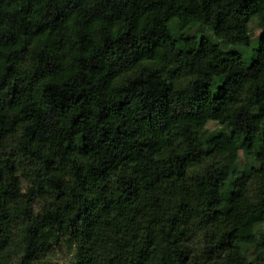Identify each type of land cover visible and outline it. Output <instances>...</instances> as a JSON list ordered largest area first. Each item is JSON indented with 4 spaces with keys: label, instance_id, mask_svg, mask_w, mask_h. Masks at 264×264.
<instances>
[{
    "label": "trees",
    "instance_id": "1",
    "mask_svg": "<svg viewBox=\"0 0 264 264\" xmlns=\"http://www.w3.org/2000/svg\"><path fill=\"white\" fill-rule=\"evenodd\" d=\"M5 238L8 264H264V0H0Z\"/></svg>",
    "mask_w": 264,
    "mask_h": 264
},
{
    "label": "clouds",
    "instance_id": "2",
    "mask_svg": "<svg viewBox=\"0 0 264 264\" xmlns=\"http://www.w3.org/2000/svg\"><path fill=\"white\" fill-rule=\"evenodd\" d=\"M26 187L21 188V192H26ZM40 208L36 207L34 209V214L38 216L40 214ZM5 247L3 250H0V264H8L7 257L9 253H15V245L9 243V240L5 238L4 240ZM62 255L63 258L60 259L59 264H72L73 257L75 255V245H73L72 250H69L67 247L63 249ZM27 258L31 261V264H45L46 257L41 256H28L26 251L21 250L19 255H13L12 261L13 264H18L21 259Z\"/></svg>",
    "mask_w": 264,
    "mask_h": 264
},
{
    "label": "rangeland",
    "instance_id": "3",
    "mask_svg": "<svg viewBox=\"0 0 264 264\" xmlns=\"http://www.w3.org/2000/svg\"><path fill=\"white\" fill-rule=\"evenodd\" d=\"M250 33L252 34L253 39H256L259 36V34H260V29L258 28V26H257V24H256L255 21L251 25ZM256 45H257L256 43H251V45L249 47H243V46H235L234 47V46H229V48H236V49L240 50L242 52L243 58L247 62H249V57L252 54V51L256 47ZM219 127H220V123L219 122L210 121L207 124L205 130L208 132V131H211L213 129L219 128ZM61 258H63L62 255L60 256V258L55 259L54 260L55 261L54 263L59 264V261H60ZM73 260H74V257H73Z\"/></svg>",
    "mask_w": 264,
    "mask_h": 264
}]
</instances>
